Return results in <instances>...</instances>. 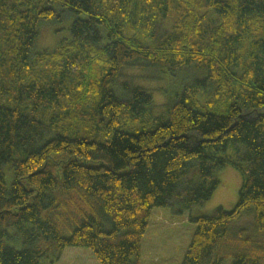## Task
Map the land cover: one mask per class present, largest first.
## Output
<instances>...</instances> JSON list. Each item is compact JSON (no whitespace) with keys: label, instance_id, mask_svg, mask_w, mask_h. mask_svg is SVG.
Instances as JSON below:
<instances>
[{"label":"trees","instance_id":"1","mask_svg":"<svg viewBox=\"0 0 264 264\" xmlns=\"http://www.w3.org/2000/svg\"><path fill=\"white\" fill-rule=\"evenodd\" d=\"M70 18L34 48L40 24ZM139 66L180 81L159 114L117 85ZM225 166L233 208L196 209ZM165 207L196 225L180 264H264V0H0V264L69 246L141 264Z\"/></svg>","mask_w":264,"mask_h":264},{"label":"rangeland","instance_id":"2","mask_svg":"<svg viewBox=\"0 0 264 264\" xmlns=\"http://www.w3.org/2000/svg\"><path fill=\"white\" fill-rule=\"evenodd\" d=\"M71 18L62 22H44L38 27L39 36L34 48L37 50L52 47L61 38L68 36ZM66 23V24H65ZM63 28V29H61ZM171 80L169 82V80ZM176 76L166 75L149 68L128 67L123 69L117 85L127 82L147 89L153 97L152 113L159 114L167 102L174 98L173 83L180 85ZM171 86V88H169ZM176 88V87H175ZM178 88V87H177ZM113 89V88H112ZM114 90V89H113ZM115 91V90H114ZM116 93V92H115ZM220 181L210 199L196 209L207 212L221 206L225 210L233 208L237 201V192L241 175L231 166H225L217 173ZM187 212L173 214L169 208L153 209L146 233L141 243V264H180L196 225L192 223ZM252 221L250 214H245L234 225L244 226ZM264 245V236L252 235ZM230 261L227 262L229 264ZM54 264H98L90 248L69 246L61 253Z\"/></svg>","mask_w":264,"mask_h":264}]
</instances>
